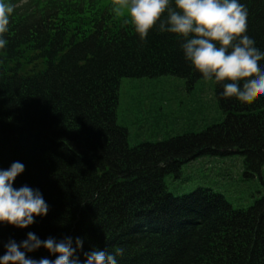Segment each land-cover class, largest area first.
I'll list each match as a JSON object with an SVG mask.
<instances>
[{
    "label": "trees",
    "instance_id": "16d2710c",
    "mask_svg": "<svg viewBox=\"0 0 264 264\" xmlns=\"http://www.w3.org/2000/svg\"><path fill=\"white\" fill-rule=\"evenodd\" d=\"M240 2L247 34L264 50V0ZM12 3L0 49V169L21 161L13 186L39 189L49 207L24 228L0 223V255L31 231L80 237V259L122 247L119 264H264V195L234 209L208 189L174 197L165 183L183 164L235 148L244 175L264 186V95L221 97L213 81L220 123L130 147L117 119L122 78L205 80L184 59L182 40L155 27L141 40L118 0ZM26 256L55 259L43 247Z\"/></svg>",
    "mask_w": 264,
    "mask_h": 264
},
{
    "label": "clouds",
    "instance_id": "9594fccd",
    "mask_svg": "<svg viewBox=\"0 0 264 264\" xmlns=\"http://www.w3.org/2000/svg\"><path fill=\"white\" fill-rule=\"evenodd\" d=\"M120 10L130 19L135 32L144 40L149 30L176 34L182 43L184 59L203 79L222 82L221 97H235L248 103L264 95V50L247 34L248 9L240 0H118ZM12 0H0V49L6 46ZM192 86V85H191ZM25 165L14 161L0 169V223L18 228L31 225L37 216L48 212V204L39 189L28 185L14 187L13 181ZM75 244V247L73 246ZM83 240L70 236L57 240L40 239L29 231L26 239L9 240L0 264H119L124 248H92L80 259L75 253ZM40 247L55 259L26 256Z\"/></svg>",
    "mask_w": 264,
    "mask_h": 264
},
{
    "label": "rangeland",
    "instance_id": "374dc122",
    "mask_svg": "<svg viewBox=\"0 0 264 264\" xmlns=\"http://www.w3.org/2000/svg\"><path fill=\"white\" fill-rule=\"evenodd\" d=\"M223 118L211 80L192 86L173 75L120 81L117 119L127 129L130 147L200 133ZM244 172L237 149H221L183 164L177 175L165 177V183L174 197L208 189L221 194L234 209L245 210L264 195V186L257 175Z\"/></svg>",
    "mask_w": 264,
    "mask_h": 264
}]
</instances>
